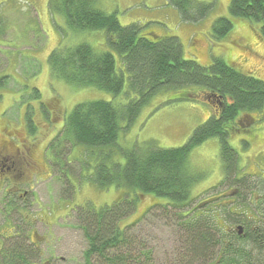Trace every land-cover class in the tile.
Returning <instances> with one entry per match:
<instances>
[{"label":"trees","instance_id":"trees-1","mask_svg":"<svg viewBox=\"0 0 264 264\" xmlns=\"http://www.w3.org/2000/svg\"><path fill=\"white\" fill-rule=\"evenodd\" d=\"M168 3L183 22L204 20L212 9L207 4L188 12L182 0ZM49 11L62 16L73 34L105 32L108 48L120 59L116 67L110 52H96L86 44L58 47L48 57L54 79L74 89L92 88L111 95L110 101L76 105L60 130V137L72 148L87 149L84 157L91 170L89 182L118 194L111 205L98 209L84 206L76 214L77 226L87 241L84 264H153L149 244L136 230L147 216L161 218L177 228L179 246L173 264H264V186L260 188L242 173L239 157L227 142L233 124L242 119L240 114L264 107V81L243 76L221 60H215L209 68L184 60L177 37L155 33L144 36L143 24L123 26L114 14L98 10L95 0H50ZM228 12L233 19L256 25L258 38L264 42V0H229ZM231 30V21L220 18L211 33L222 39ZM7 80L8 76L0 73V88ZM187 87L197 94L192 98L182 95L176 101L199 99L213 108L216 116L197 127L184 145L170 149L152 141L129 149L119 145V135L129 130L150 99L162 90ZM207 91L228 96L232 102L220 113L204 93ZM33 94L38 98L37 90ZM211 139L218 141L220 185H227V190L205 199L196 196L202 201L193 205L192 190L203 175L191 163V154ZM118 157L122 162L116 161ZM232 188L236 193L230 195ZM258 189L261 195L256 193ZM143 196L161 203L148 207L137 222L122 226ZM260 205L262 209H258ZM237 226L242 227L241 235ZM17 234L12 248L3 252V263L37 264L38 255L26 245L25 233Z\"/></svg>","mask_w":264,"mask_h":264},{"label":"rangeland","instance_id":"rangeland-1","mask_svg":"<svg viewBox=\"0 0 264 264\" xmlns=\"http://www.w3.org/2000/svg\"><path fill=\"white\" fill-rule=\"evenodd\" d=\"M48 1L0 0V23L7 24L6 33L3 26L0 27V73L8 76L6 86L0 88V235L8 227L22 234H26L27 230L29 239L32 237L39 246L41 264H45V261L51 264H84L87 241L77 226L76 214L84 206L98 209L110 205L118 194L112 190H100L89 182L90 169L86 167L88 159L84 157L88 151L81 146L72 148L60 137V122L77 104L110 101L111 95L96 89H74L54 79L47 60L54 49L79 44L89 45L96 52H112L116 67L120 66V59L108 48L105 32L73 34L62 16L49 14ZM182 2L188 12L191 8L195 10V7L207 4L212 5V9L204 20L194 22L189 19L183 22L168 0H97L96 8L105 14H114L123 26L136 22L143 24V35L154 31L157 36L160 33L175 36L179 29L185 59H193L206 66L212 57L221 58L228 64L242 65L243 73L264 81V42L258 38L256 25L230 17L229 0ZM157 6H163V10H158ZM164 14L167 19H164ZM220 18L229 19L232 30L222 40L212 39L211 28ZM185 25L189 27H183ZM189 36L197 40H192L193 45L189 42ZM247 63L254 65L247 66ZM249 68L251 70L247 71ZM34 90L39 92L38 98L33 94ZM183 91L191 98L192 89L187 87L183 90H162L150 99L129 128V133L119 135V145L129 149L134 142L149 140L161 148L183 145L192 132L205 123L203 121L213 110L199 99L172 101ZM262 112L254 110L242 114L246 126L240 128L238 136L227 138L249 176H253L257 169L258 172L264 171V158L261 159L264 155V108ZM248 113L255 119L253 125L246 118ZM234 125L238 126L237 123ZM9 130H12V136ZM251 139L254 140L252 143L259 145L245 146L242 142L251 143ZM47 144L52 151L49 154L44 151ZM4 146L9 149L6 153H3ZM41 150L51 164L47 171ZM53 151L60 157L57 163L52 159ZM192 154L194 163L204 168L208 176L192 193L195 205L205 196L223 193L227 185L211 190L214 184L219 185L220 178V169L215 163L216 144L208 141ZM11 155L14 158H10ZM116 159L122 162L121 158ZM257 162L258 168L255 166ZM257 185L260 188L264 186L262 181ZM17 186H20L18 191ZM9 188L16 197L9 195ZM24 193H27L25 198L19 199L18 194ZM256 193L261 195L262 191L258 189ZM199 195L200 199L195 198ZM141 200L134 216L125 219L122 226L133 224L144 216L146 207L152 201L148 197ZM262 208L260 205L258 209ZM136 230L140 239L149 244L153 264H173L174 252L179 246L177 228L173 223L147 216ZM32 232L35 237L31 236ZM15 241L4 240L0 246V261L2 250H10Z\"/></svg>","mask_w":264,"mask_h":264},{"label":"flooded vegetation","instance_id":"flooded-vegetation-1","mask_svg":"<svg viewBox=\"0 0 264 264\" xmlns=\"http://www.w3.org/2000/svg\"><path fill=\"white\" fill-rule=\"evenodd\" d=\"M211 96H212L213 100H215V102L217 103V104H215V105L217 106L219 112H220V113L224 112V104L218 102V101H220V100L222 99V96H220V95L215 96V95H213V94H212ZM220 113H219L218 115H220ZM212 116H215V114H213V115H209V116L207 117V119H208V120L211 119ZM248 122H252V121L249 120ZM245 123H246V122H245ZM6 152H7V149H3V153H6ZM9 157H10V158H14V155H11V156H9Z\"/></svg>","mask_w":264,"mask_h":264},{"label":"water","instance_id":"water-1","mask_svg":"<svg viewBox=\"0 0 264 264\" xmlns=\"http://www.w3.org/2000/svg\"><path fill=\"white\" fill-rule=\"evenodd\" d=\"M242 233L241 228H238V234L240 235Z\"/></svg>","mask_w":264,"mask_h":264},{"label":"bare ground","instance_id":"bare-ground-1","mask_svg":"<svg viewBox=\"0 0 264 264\" xmlns=\"http://www.w3.org/2000/svg\"><path fill=\"white\" fill-rule=\"evenodd\" d=\"M195 44H196V43H195ZM194 46H195V45H194ZM226 53H227V52H226ZM231 171H232V170H231ZM234 212H235V211H234ZM213 222H214V221H213ZM214 223H215V222H214ZM225 223H226V222H225ZM216 226H217V224H216ZM219 226H220V225H219ZM219 226H218V227H219ZM219 231H220V230H219Z\"/></svg>","mask_w":264,"mask_h":264},{"label":"crops","instance_id":"crops-1","mask_svg":"<svg viewBox=\"0 0 264 264\" xmlns=\"http://www.w3.org/2000/svg\"><path fill=\"white\" fill-rule=\"evenodd\" d=\"M180 36V34H178Z\"/></svg>","mask_w":264,"mask_h":264}]
</instances>
